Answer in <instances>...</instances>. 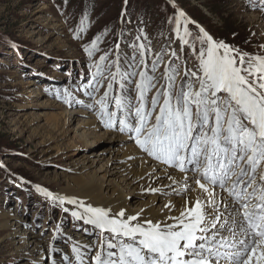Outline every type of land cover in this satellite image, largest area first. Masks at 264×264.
Wrapping results in <instances>:
<instances>
[{
    "label": "rangeland",
    "instance_id": "374dc122",
    "mask_svg": "<svg viewBox=\"0 0 264 264\" xmlns=\"http://www.w3.org/2000/svg\"><path fill=\"white\" fill-rule=\"evenodd\" d=\"M200 29L228 45L237 59L264 56V0H0V226L10 218L6 211L24 221L16 237L0 227V264L38 263L39 254L29 253L33 245L25 249L19 236L27 229L43 242V264L62 257L67 264H89L98 254L118 253L109 242H128L129 237L89 223L86 208L69 202L64 175L71 173L73 153H91L99 144L77 136L78 118L87 112L103 130L118 133L116 139L129 136L139 147L134 133L119 130L118 120L127 115L134 122L140 73L151 78L143 99L151 125L170 85L173 95L182 84L185 90L189 84L199 88V56L206 49L197 38ZM105 92L109 112H117L112 128L98 116L96 101ZM116 96L125 98L123 111L116 109ZM73 232L88 240L84 251Z\"/></svg>",
    "mask_w": 264,
    "mask_h": 264
},
{
    "label": "snow or ice",
    "instance_id": "6c2138e0",
    "mask_svg": "<svg viewBox=\"0 0 264 264\" xmlns=\"http://www.w3.org/2000/svg\"><path fill=\"white\" fill-rule=\"evenodd\" d=\"M181 16L183 13L177 17V24ZM184 32L188 34L187 27ZM200 32L202 36L197 38L206 49L199 56V88L193 90L189 84L185 90L182 84L173 95L170 85L163 91V104L155 122L149 125L146 117L151 112L145 110L143 99L144 92L151 86V78L141 72L142 81L137 84L141 102L135 110L134 122H130L127 115L120 116L119 130L134 133L137 145L148 155L165 164H173L181 171L185 162L196 163L201 168L202 178L211 184L219 183L223 187L238 167L239 174L228 189L229 193L235 195L238 202L246 201L248 195H256L255 200L242 204L246 224L241 223L238 228L245 239H236V231L231 229H228L229 236L216 231L211 236L203 235L208 232L209 217L199 200L173 218L178 227L153 224L151 220L146 221L147 227L129 225L127 220L110 218L109 210L89 205L85 209L90 214L89 223L132 240L131 243L109 242V248L119 249L118 255L115 252H109L107 257L98 254L94 257L95 264H221L222 258L232 264H252L254 259L256 264H264V183L258 193L254 190L252 194L241 196L236 192L237 183H245L240 177H247V186L255 189V174L264 163V56H251L245 60L247 54H242L237 59L231 55L232 49L228 45L214 42L203 29ZM97 39L92 41L93 48ZM181 40L185 44L188 42L183 37ZM85 51L91 55L88 46ZM245 64L247 67H243ZM97 71H100L99 65ZM192 76L197 73L193 72ZM168 79L172 80V77L168 76ZM221 92L226 93V97L218 96ZM66 94L70 95L67 90ZM159 95L158 92L153 96V107L157 105ZM107 97L108 92H105L96 101L100 106L98 116L106 127L112 128L117 123V112H109ZM113 99L116 109L123 111L125 98L116 96ZM213 115L214 125L210 124ZM187 149L191 150V158L182 154ZM259 181L264 182V170L260 171ZM196 183L206 189L200 180ZM41 191L48 197L53 195L47 190ZM69 202L75 203L74 200ZM73 215L78 214L74 212ZM119 215L123 216L124 212ZM215 227L213 223L212 228Z\"/></svg>",
    "mask_w": 264,
    "mask_h": 264
},
{
    "label": "bare ground",
    "instance_id": "6f19581e",
    "mask_svg": "<svg viewBox=\"0 0 264 264\" xmlns=\"http://www.w3.org/2000/svg\"><path fill=\"white\" fill-rule=\"evenodd\" d=\"M84 113L78 118L79 122L75 128V131L79 132L77 136L84 142L88 137L89 144H99L91 153L79 155V152L75 151L73 156L77 157L72 158L71 173L68 176L62 174L71 189L66 194L76 203L85 208L90 205L93 208L107 209L110 218L127 220L129 225L139 224L147 227L146 221L151 220L153 224H171L178 227L177 220L173 218L179 217L182 211L191 208L199 200L209 217L208 232L203 235L211 236L213 231H216L229 236L228 229L234 230L236 227L231 226L239 225L234 217L235 204L220 189L206 184L199 174L185 169V166L181 171L180 168L148 155L140 147H135V143L128 142L129 136L122 135L116 139L114 136L118 137V133L103 130L93 115ZM197 180L205 184L206 189H201L196 183ZM121 211L124 212L123 216L119 215ZM4 216L10 218L0 227L9 228L10 234L16 237L17 227L24 224L23 218L9 211H6ZM129 217L135 219L129 220ZM213 223L216 225L215 229L212 228ZM26 231L19 235L24 241L25 249L33 245L29 253L39 254L37 264H43V242L32 230ZM73 235L77 248L84 251L83 248L88 246L85 235L74 232ZM117 238L132 242L131 238ZM80 245L82 247H79ZM62 258L56 263L67 264L66 260L63 261L64 257ZM82 258L88 260L86 256ZM89 264H95V261ZM221 264H229V261H223ZM252 264H256L255 259Z\"/></svg>",
    "mask_w": 264,
    "mask_h": 264
}]
</instances>
